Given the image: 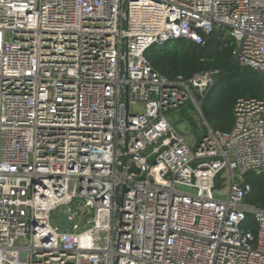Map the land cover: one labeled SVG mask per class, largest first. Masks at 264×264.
<instances>
[{"label":"built area","instance_id":"built-area-1","mask_svg":"<svg viewBox=\"0 0 264 264\" xmlns=\"http://www.w3.org/2000/svg\"><path fill=\"white\" fill-rule=\"evenodd\" d=\"M215 30L264 73V0H0V264H264V99L214 128L220 71L170 77L147 55ZM188 102L193 144L167 116Z\"/></svg>","mask_w":264,"mask_h":264},{"label":"trees","instance_id":"trees-1","mask_svg":"<svg viewBox=\"0 0 264 264\" xmlns=\"http://www.w3.org/2000/svg\"><path fill=\"white\" fill-rule=\"evenodd\" d=\"M233 48L231 37L215 30L206 38L204 45L180 40L161 47L153 46L147 55L155 68L170 77L218 69L220 74L208 93L213 98L208 114L213 117L214 128L228 131L234 125V108L239 98L264 99V73L238 65L232 57ZM202 134L203 131L198 132L199 137ZM248 179L254 186L248 202L264 205V172L252 173Z\"/></svg>","mask_w":264,"mask_h":264},{"label":"rangeland","instance_id":"rangeland-1","mask_svg":"<svg viewBox=\"0 0 264 264\" xmlns=\"http://www.w3.org/2000/svg\"><path fill=\"white\" fill-rule=\"evenodd\" d=\"M213 100L212 95L208 94L202 103V114L205 119L210 123L211 126L213 117L208 114V108L210 102ZM167 116L170 121L178 126V129L185 135L186 141L189 144H193L195 139L199 138L198 132L204 130L202 123L204 122L203 117L196 111V109L190 104L186 103L183 107L177 110L167 112ZM199 116V117H198ZM215 119V117H214ZM214 121V120H213ZM254 174H261L255 172ZM229 190V173L225 169L216 180V186L214 189V196L218 199H226ZM250 201V200H249ZM251 204V201L249 202ZM256 204V203H255Z\"/></svg>","mask_w":264,"mask_h":264},{"label":"water","instance_id":"water-1","mask_svg":"<svg viewBox=\"0 0 264 264\" xmlns=\"http://www.w3.org/2000/svg\"><path fill=\"white\" fill-rule=\"evenodd\" d=\"M132 171H137L140 172V170H138L135 165L132 166V168L130 169V172ZM65 221L66 222V226H70V221L68 219V216L66 214H62L60 215L59 219H58V224L61 225L62 222Z\"/></svg>","mask_w":264,"mask_h":264}]
</instances>
